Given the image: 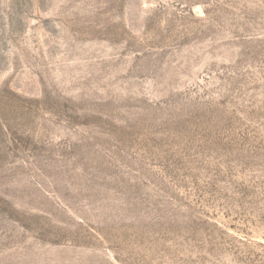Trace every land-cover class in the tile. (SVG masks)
<instances>
[{
    "label": "rangeland",
    "instance_id": "1",
    "mask_svg": "<svg viewBox=\"0 0 264 264\" xmlns=\"http://www.w3.org/2000/svg\"><path fill=\"white\" fill-rule=\"evenodd\" d=\"M0 264H264V0H0Z\"/></svg>",
    "mask_w": 264,
    "mask_h": 264
}]
</instances>
